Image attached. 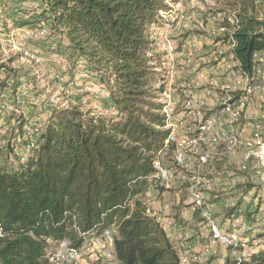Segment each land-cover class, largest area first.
<instances>
[{
  "label": "trees",
  "instance_id": "trees-1",
  "mask_svg": "<svg viewBox=\"0 0 264 264\" xmlns=\"http://www.w3.org/2000/svg\"><path fill=\"white\" fill-rule=\"evenodd\" d=\"M168 1L31 0L23 7L22 0H0L4 26L13 20L16 28L49 27L54 40L67 45L70 71L87 67L108 89L105 105L117 111L114 118H95L77 106L57 111L36 158L21 171L0 173V264H48L46 239L80 247L77 227L92 234L116 228L113 264H180L177 247L142 200L168 135L157 101L158 64L149 56L152 28ZM221 5L224 31L216 40L231 45L238 68L251 79L260 65L255 53H264V0ZM260 207L234 206L227 214L245 213L252 241L264 239V224L255 227ZM179 208L172 213L177 219ZM244 260L226 264H264V249Z\"/></svg>",
  "mask_w": 264,
  "mask_h": 264
},
{
  "label": "built area",
  "instance_id": "built-area-1",
  "mask_svg": "<svg viewBox=\"0 0 264 264\" xmlns=\"http://www.w3.org/2000/svg\"><path fill=\"white\" fill-rule=\"evenodd\" d=\"M164 12L166 11H161L160 15L163 16ZM31 29V27L19 29L21 38L15 47L27 63V67L32 68L31 72L34 76L39 77L44 62L43 52L39 47L30 45V38L51 36V31L44 24L37 26L35 30ZM160 36V38L153 37L154 49L149 56L158 64L155 68L158 75V82L155 85L158 89L157 101L162 105L160 113L164 117L163 128L168 130V135L163 149L154 156V172L150 177L152 184L149 190L161 185L164 191H168L175 182L185 185L187 197L179 216L181 220H197L195 229H191L196 239L202 242L205 248L222 246L238 250L241 246L244 247L250 238L249 223L242 215H233L223 221L216 217L213 203L210 202L206 192L212 179L205 175L203 177L201 171L209 166L211 171H214V163L218 161L215 160V155L220 151L235 149L251 151L255 144H260L257 154L260 159L264 158V121L252 120L249 113L254 88L243 85L237 80L242 78L250 80V78L243 76L230 50L231 45H227V50L222 55L228 60V64L222 75L235 78L234 85L232 87L223 85L221 80L215 77V69L221 66V62L216 58L218 63L211 68L213 77H210L207 71H200L197 76L201 83L200 89H196L193 80L187 83L186 86L189 87H181V92L178 94L176 88L179 84L178 78L167 76L170 71L166 70L169 67L170 73L178 72L173 62L176 48L170 39L164 37L165 35L160 34ZM261 54L255 53L259 62H261L259 58ZM57 63V67L48 69V76L59 82H65L68 76H74L66 57L58 55ZM76 71L79 72V78L84 80L82 89L84 96L80 100L82 102L80 109L83 113L97 118L106 116L110 110L117 112L113 106L99 103L100 98L108 96L107 87L93 77L87 67L79 65ZM5 83L11 86L15 83V79L8 71V67L2 66L0 68V173L24 169L40 151L45 141L46 129L55 113L72 108L71 106L63 108L65 104L49 96L48 85L46 89L40 91L32 90L29 85L23 84L12 89ZM68 90L74 91L72 88ZM90 97L96 102L89 100ZM189 116L193 119L189 120ZM247 134L251 137H246ZM249 155L250 152L246 157L248 158ZM167 160H170L171 165H168ZM146 194H149V191ZM156 219L169 238L174 230L179 228V222L174 216H159ZM261 224H264V218ZM77 233L79 237H84L80 247H76L71 240L46 239L45 256L48 264H88L84 257L93 251L92 246L104 247L109 243L114 250L117 234L115 227L108 228L100 234L83 232L77 227ZM4 235L5 230L0 225V237ZM255 241L259 243L260 250L264 249V239ZM178 253L180 264H187L191 255L190 248L184 246L178 249ZM110 257L114 260L111 263L113 264L115 253L110 254ZM241 260L238 258V261Z\"/></svg>",
  "mask_w": 264,
  "mask_h": 264
},
{
  "label": "rangeland",
  "instance_id": "rangeland-1",
  "mask_svg": "<svg viewBox=\"0 0 264 264\" xmlns=\"http://www.w3.org/2000/svg\"><path fill=\"white\" fill-rule=\"evenodd\" d=\"M222 1L169 0L167 2L168 9L164 12L166 14L163 13V16L161 15L159 25L160 28H164L165 30L155 37L160 38V34L162 36L165 35L164 37L170 39L176 48L173 62L178 72L170 73L169 67L166 70L170 71L167 76L178 78L177 82L179 84L176 87L178 94L181 92V87H189L186 86L187 83L193 80L196 89H200L201 83L197 79L198 73L200 71H207L209 76L213 77L214 74L211 68L218 61L221 62V66L215 69V77H218L223 85H230L231 87L236 82L235 78H228L222 75L224 68L228 64V60L222 55L227 50V44L216 40L224 31L219 25L223 16L218 12L222 7ZM22 2L23 7H28L31 0H22ZM0 15V68L2 65H6L8 71L15 79L13 85L8 86L6 83L5 85L12 89H15L19 84L29 85L30 89L40 91L44 88L46 89L48 85L49 96H53L55 99L61 101L62 104H65L63 108L68 106L81 108L82 102L80 100L84 96L82 90L84 80L82 81L79 78L78 71L73 73L74 76H68L65 82H59L48 76V69L53 66L57 67V56H68L69 50L66 47V43H60L58 39L54 40V36L52 35L44 38L34 36L30 38V45L39 47L44 57V62L40 68L41 76H34L31 72L32 68L27 67V63L21 58L18 49L15 47L19 38H21L20 28L15 27L13 20H9L7 22L8 25L4 26V15L1 14V10ZM28 27L30 26L22 28L27 29ZM31 28V30H35L36 27L32 26ZM2 34L5 36H2ZM216 58L218 61H216ZM259 58L261 62L254 78L250 80L244 78L237 80H240L243 85L246 84L254 88L249 107L250 117L252 120L264 121V53ZM69 88H72L74 91L69 92ZM89 100L96 102L93 97H90ZM99 103L100 105H105L106 101H104V98H100ZM116 113L110 110L106 117L114 118L117 116ZM188 119L192 120L193 117L189 116ZM246 137L251 136L247 134ZM259 147L260 144H255L251 151L242 149L220 151L215 155V160L223 163L222 169L219 170L215 166V171L212 172L209 166L201 171L202 176H209L212 179V183L206 189V192L210 197V202L215 204L213 211L219 220L223 221L231 217L227 216V214L234 206L240 207L242 211L247 209L250 212H254L258 205L261 204L262 213L261 216L256 217L258 220L255 226L256 231L262 228L261 220L259 219L264 217V158L260 159L257 154ZM248 152H250V155L247 158ZM167 163L171 165L170 160H167ZM179 185L181 186L180 188L178 187ZM247 187L249 190L246 192ZM160 190L163 191L164 187L158 185L155 191L142 197L143 202L148 207L150 216L155 219L159 216H170L174 212V209L176 210L178 207H169L167 210H164V207H154L153 197L157 200L160 199L161 202L163 198L168 199V202H172L174 198L185 200L187 197L186 186L179 182L172 183L168 196L160 194ZM175 193L177 194L175 195ZM172 208L173 212H171ZM244 215L245 213H243V217ZM170 239L177 249L184 246L190 248L191 255L187 264H210L212 262L226 264L228 259L238 260V258L248 260V257L261 249L259 248V243L255 240H250V238L245 243V246H241L238 250H235L233 247L222 246L205 248L202 242H199L193 235L189 226H181L175 229ZM91 248H93V251L84 257V260L88 264H111L114 261L110 259V254H113L114 250L109 243L104 247L99 246L94 248L92 246Z\"/></svg>",
  "mask_w": 264,
  "mask_h": 264
},
{
  "label": "crops",
  "instance_id": "crops-1",
  "mask_svg": "<svg viewBox=\"0 0 264 264\" xmlns=\"http://www.w3.org/2000/svg\"><path fill=\"white\" fill-rule=\"evenodd\" d=\"M164 28H160V26H155V27H153L152 28V34H153V37H155L156 35H158L159 33H163L164 32ZM117 114V113H116ZM116 117V116H115ZM221 162V161H220ZM215 168L216 167H214V171H215ZM213 171V172H214ZM179 188L181 187L180 185L178 186ZM156 189H153V190H149V194L152 192V191H155ZM169 191V190H168ZM168 191H162L161 193H162V195L163 196H168V193H170V192H168ZM160 193V194H161ZM177 193H175V195H176ZM175 197V196H174ZM168 199H164L163 198V200H162V202H161V200L160 199H156L155 197H153V199H152V201H153V204H154V207H164V210H167L169 207H180L179 209H178V211L180 212V209L182 208V206L185 204L184 203V201L185 200H183V199H173V201L172 202H168L167 201ZM213 206L215 207V204L213 203ZM175 210V209H174ZM176 211V210H175ZM171 212H173V208L171 209ZM180 215V214H179ZM170 216H174L172 213H171V215ZM179 219H180V216H179ZM198 219V218H197ZM178 220V219H177ZM178 222L180 223V224H178V226H179V228L181 227V226H183V227H190L191 229H195V226H196V222H197V220L196 221H191V220H178ZM181 223H182V225H181Z\"/></svg>",
  "mask_w": 264,
  "mask_h": 264
}]
</instances>
